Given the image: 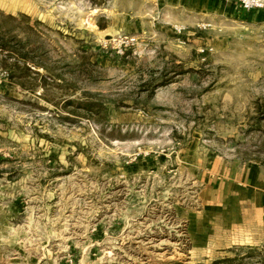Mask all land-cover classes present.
<instances>
[{
	"label": "rangeland",
	"instance_id": "obj_1",
	"mask_svg": "<svg viewBox=\"0 0 264 264\" xmlns=\"http://www.w3.org/2000/svg\"><path fill=\"white\" fill-rule=\"evenodd\" d=\"M192 1L0 0L42 65H0V264H264L191 226L206 170L264 169V18Z\"/></svg>",
	"mask_w": 264,
	"mask_h": 264
},
{
	"label": "crops",
	"instance_id": "obj_2",
	"mask_svg": "<svg viewBox=\"0 0 264 264\" xmlns=\"http://www.w3.org/2000/svg\"><path fill=\"white\" fill-rule=\"evenodd\" d=\"M199 3L211 7L225 4L240 17L264 18V10L248 11L234 0H196V5ZM203 175L201 209L192 214L196 243L214 249L264 244V169L257 165L237 168L223 161Z\"/></svg>",
	"mask_w": 264,
	"mask_h": 264
},
{
	"label": "trees",
	"instance_id": "obj_3",
	"mask_svg": "<svg viewBox=\"0 0 264 264\" xmlns=\"http://www.w3.org/2000/svg\"><path fill=\"white\" fill-rule=\"evenodd\" d=\"M31 18L21 14L18 17L7 15L0 10V56L2 69H30L42 67L30 57L28 45L34 30L28 25ZM27 24L25 29L22 24ZM38 24V22H36ZM26 36L25 42L21 36ZM23 85V84H22ZM237 258H225L214 264H235Z\"/></svg>",
	"mask_w": 264,
	"mask_h": 264
},
{
	"label": "built area",
	"instance_id": "obj_4",
	"mask_svg": "<svg viewBox=\"0 0 264 264\" xmlns=\"http://www.w3.org/2000/svg\"><path fill=\"white\" fill-rule=\"evenodd\" d=\"M239 5L248 11L264 9V0H234ZM181 30H179L180 32Z\"/></svg>",
	"mask_w": 264,
	"mask_h": 264
}]
</instances>
